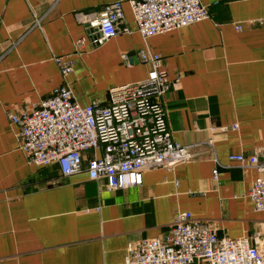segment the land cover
Masks as SVG:
<instances>
[{"label": "crops", "instance_id": "obj_1", "mask_svg": "<svg viewBox=\"0 0 264 264\" xmlns=\"http://www.w3.org/2000/svg\"><path fill=\"white\" fill-rule=\"evenodd\" d=\"M115 1L0 0V264H128L130 246L167 234L182 211L219 236L264 245V210L249 197L258 172L230 160L264 147V0H201L209 18L146 40L121 0L131 32L78 47L88 29L76 14ZM146 48L180 80L162 102L173 141L193 145V160L146 169L140 185L116 190L86 171L64 177L57 164L30 162L10 114L64 83L81 105H105L111 87L147 78ZM58 56L74 62L66 77ZM94 154L84 153L85 167Z\"/></svg>", "mask_w": 264, "mask_h": 264}, {"label": "built area", "instance_id": "obj_2", "mask_svg": "<svg viewBox=\"0 0 264 264\" xmlns=\"http://www.w3.org/2000/svg\"><path fill=\"white\" fill-rule=\"evenodd\" d=\"M129 4L145 40L209 18L201 0H129ZM76 17L88 29L87 37L77 40L78 47L88 39L98 46L122 32H131L128 26H121V0L98 12H79ZM41 20L36 18L35 25L40 26ZM139 56L151 65L147 78L111 87L105 105H81L71 86L64 83L48 98L10 114V120L19 126L20 149L30 162L57 164L64 177L86 171L91 180H105L109 189L116 190L140 185L146 169H172L193 160V145L173 141L162 102L163 96L179 88L180 80L169 78L160 55L146 48ZM55 61L62 76L73 71L72 59L58 56ZM87 151L95 154L85 167ZM230 160L257 170L249 197L255 209L263 211L264 147L251 155L231 154ZM213 172L217 178L218 169ZM127 263L264 264V245H254L248 237L219 236L207 220L182 211L175 214L167 234L130 246Z\"/></svg>", "mask_w": 264, "mask_h": 264}]
</instances>
